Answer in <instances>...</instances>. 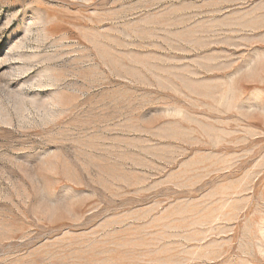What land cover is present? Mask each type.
Returning a JSON list of instances; mask_svg holds the SVG:
<instances>
[{
    "label": "rangeland",
    "instance_id": "rangeland-1",
    "mask_svg": "<svg viewBox=\"0 0 264 264\" xmlns=\"http://www.w3.org/2000/svg\"><path fill=\"white\" fill-rule=\"evenodd\" d=\"M0 264H264V0H0Z\"/></svg>",
    "mask_w": 264,
    "mask_h": 264
}]
</instances>
